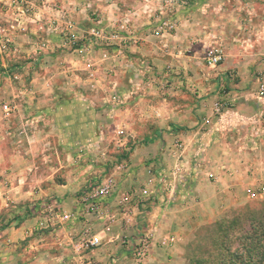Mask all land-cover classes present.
Returning a JSON list of instances; mask_svg holds the SVG:
<instances>
[{"label":"crops","instance_id":"0c3cea01","mask_svg":"<svg viewBox=\"0 0 264 264\" xmlns=\"http://www.w3.org/2000/svg\"><path fill=\"white\" fill-rule=\"evenodd\" d=\"M17 1L0 0V250L7 258L80 264L74 242L90 228L102 237L90 253L96 264H167L196 228L264 196L257 78L264 0H194L164 36L154 32L150 11L127 9L129 30L113 48L86 39L95 11L103 23L120 22L121 0H28L27 31L10 28ZM3 34L13 39L9 49ZM214 44L225 51L217 66L204 59ZM219 101L225 106L217 110ZM4 103L16 109L6 115ZM105 114L130 146L110 170L98 148ZM103 181L110 194L99 211L85 212L82 195ZM47 204L73 216L56 215L41 231ZM144 233L152 243L139 263L123 239ZM11 242H24V250Z\"/></svg>","mask_w":264,"mask_h":264},{"label":"rangeland","instance_id":"374dc122","mask_svg":"<svg viewBox=\"0 0 264 264\" xmlns=\"http://www.w3.org/2000/svg\"><path fill=\"white\" fill-rule=\"evenodd\" d=\"M121 1L123 9H131L133 11L136 9V11H141L143 13H147L150 9H152L151 14L154 13V11H157V9H159L162 5H165V0ZM175 1L176 0H174V2ZM193 3L194 0H190L189 4L185 7L187 8ZM133 6L135 8H129ZM175 7L177 6H169L168 16L173 19L178 26V20L176 17L177 12L185 7H180L178 10ZM131 14H133V12L131 11L130 13L127 10L121 16L120 22H116L114 24L111 23L109 25L106 24V22L103 23L101 16H99L98 12L95 11L92 15L94 25L91 28V32L93 28L103 29L107 34L112 33V31H117L119 32V37L112 40L109 44H106L102 41H94V37L90 32L86 39L88 40L87 42L90 43L91 40H93V44L95 45L113 48L118 45L116 43L117 41H125L123 34L129 30ZM124 18H129L130 21L128 22L126 28L122 29L120 28V25L124 23ZM150 19L154 28L156 26V18L153 17ZM120 44L124 45L122 42ZM122 48L124 49L125 45ZM149 67L153 68L152 64H149ZM130 84L132 83L130 82ZM142 84L144 85V83L138 82L137 85L139 86L137 88L142 90ZM73 85L74 84L72 83V86ZM124 86L126 85L124 84ZM90 89H92L91 85ZM124 89L126 88H122L121 90L124 91ZM114 117L115 116L112 114H105L102 117V122L105 126L103 127L102 132L99 131V134H101V137L104 139L103 143H105V145L98 148L100 151L104 152L103 156L105 160L103 161L107 163L105 164L109 168L108 170L114 168L116 164H119L121 160L119 157H126V155L130 152L129 144H120L124 142L127 134L123 129H117L114 123ZM1 215L2 212L0 210V216ZM6 217H10V215L6 213ZM44 217L47 219L46 212ZM222 223L226 226L225 231L222 229ZM47 224L43 227L39 224V226L43 228L41 231L47 229ZM3 225L4 221L0 222V230ZM4 238H6V235H3L0 232V243ZM23 244L24 242H21V244L11 242V244H8L7 247L15 249L14 251L20 250L21 252L25 247ZM4 248L5 247L3 246L2 249L4 250ZM1 251L2 250H0V264H32L30 261H26V259L22 258L16 262L17 260L7 258L5 256L8 252L2 253ZM212 256L219 261L224 259L225 264H230L233 261L242 263L245 258L250 259L253 262L260 261L261 264H264V196L249 199L242 204L228 207L212 222L196 228L193 233L189 235L183 247L180 248L179 254L168 258L167 264H207L209 259L212 261Z\"/></svg>","mask_w":264,"mask_h":264},{"label":"built area","instance_id":"2783aa9c","mask_svg":"<svg viewBox=\"0 0 264 264\" xmlns=\"http://www.w3.org/2000/svg\"><path fill=\"white\" fill-rule=\"evenodd\" d=\"M190 0H165V5H162L157 11L151 14V18H156V26L154 27V32L159 35H166L172 33L176 30L177 24L176 22L168 16L169 6H177L175 7L177 10L180 7H185L188 5ZM15 5L18 7V11L20 13L19 18L15 19V21L11 24V29H16V25L19 27L21 31H27V27L24 25L25 19L31 15L32 12V3L28 0H18ZM150 12L152 9L149 10ZM129 18H124V23L120 25V28H126ZM51 30H56L54 25L51 26ZM120 30V29H119ZM94 37V41L98 42L103 41L106 44H109L112 40L119 37V32L112 31V33H105L103 29L93 28L91 32ZM2 43L4 47L11 48L13 43V39L10 34L2 35ZM71 41L75 42L74 36L71 38ZM90 43H93L91 40ZM46 45V41L41 42V47ZM225 57V51L223 45L214 44L209 46L204 53V59L209 65L217 66L219 65ZM259 81V92L264 95V74H258ZM222 106H225L223 102L216 103V109L220 110ZM2 109L6 115L11 114L16 108L12 106L10 103H4L2 105ZM177 175V174H176ZM93 185V186H92ZM89 191H87L84 195H82L80 199V204L84 208L85 212H95L100 209V199L106 197L111 192V182H98L92 184ZM173 184H171V188H173ZM47 213V219H43L40 221V226L43 227L49 219H53L56 215L63 221H68L73 216V213L70 211H60L55 205L47 204L44 208ZM123 242L129 246L131 250L132 256L138 262H143L149 255L151 249L152 238L149 233L142 234L136 240H131L128 237L123 239ZM102 244V237L97 234H92L91 229L87 228L82 235L74 242V250L79 256L80 264H96L93 260L90 253Z\"/></svg>","mask_w":264,"mask_h":264},{"label":"trees","instance_id":"16d2710c","mask_svg":"<svg viewBox=\"0 0 264 264\" xmlns=\"http://www.w3.org/2000/svg\"><path fill=\"white\" fill-rule=\"evenodd\" d=\"M31 208L28 207V211H31L30 210ZM223 224V223H222ZM225 228L226 226L223 224L222 226V229L225 231ZM207 264H225V261L224 259H222V261L220 260H216L213 256H212V261L209 259V261H207ZM230 264H261L260 261H257V262H253L252 260L250 259H244V261L242 263H238L237 261H233L232 263Z\"/></svg>","mask_w":264,"mask_h":264}]
</instances>
